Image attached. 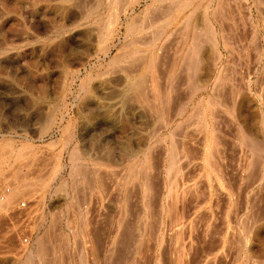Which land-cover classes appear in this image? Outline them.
<instances>
[{"label": "rangeland", "instance_id": "1", "mask_svg": "<svg viewBox=\"0 0 264 264\" xmlns=\"http://www.w3.org/2000/svg\"><path fill=\"white\" fill-rule=\"evenodd\" d=\"M126 1L0 0V264H264V0Z\"/></svg>", "mask_w": 264, "mask_h": 264}, {"label": "bare ground", "instance_id": "2", "mask_svg": "<svg viewBox=\"0 0 264 264\" xmlns=\"http://www.w3.org/2000/svg\"><path fill=\"white\" fill-rule=\"evenodd\" d=\"M112 1L115 2V1H118V0H112ZM121 1H122V0H121ZM127 1H128V4H130V5L139 2V0H127ZM127 1H126V2H127ZM160 1H162V0H156V2H160ZM119 3H120V0H119ZM115 5H117V4H115ZM113 6H114V5H113ZM157 8H158V7H157ZM115 9H116V8H115ZM115 9H114V14L112 13V16L110 15V17H109V19H108L109 22H108L107 20H106V21L109 23L108 25H110V24L112 25V24H113V25H115L116 27H118L119 25L121 26V21H122L121 18H120V16H121V12L119 13V11H117V10L115 11ZM216 11H217V10H216ZM193 16H194V15H193ZM193 16H192V18H193ZM189 17H190V16H189ZM189 17H188V19H189ZM188 19H187V20H188ZM135 20H136V19H135ZM194 20H195V19H194ZM123 21H125V20H123ZM154 21H155V20H154ZM107 22H106V24H107ZM132 23H133V22H132ZM103 24H104V23H103ZM128 24H129V23H128ZM185 24H186V23H185ZM122 25H123V24H122ZM124 25H125V24H124ZM186 25H187V28H188V29H189L190 27H191V29H189L190 31H188V30L186 29V30L188 31V34H185V35H187V36H189V37H191V36L193 37V35H192L193 22H192V20L190 21V19H189V21L187 22ZM186 25H185V26H186ZM104 26H105V25H104ZM136 26H137V25H136ZM194 27H195V26H194ZM102 28H103V27H102ZM105 28H106V27H105ZM185 28H186V27H185ZM194 29L196 30L197 28H194ZM107 30H108V29H107ZM101 31H102V30H101ZM117 31H118V30H117ZM136 31H138V28L135 29V28H133L132 26L127 27V34H130V33H132V32L135 33ZM187 31H186V32H187ZM102 33H103V32H102ZM134 33H133V34H134ZM154 33H155V32H154ZM193 34H194V30H193ZM195 34H196V31H195ZM135 35H136V34H135ZM199 35H200V34H199ZM106 36H107V35H106ZM119 36H120V35H119ZM119 36H118V37H119ZM131 36H133V35H131ZM187 36H186V37H187ZM189 37H188V38H189ZM191 40H192V38H191ZM116 43H117V42H116ZM136 43H137V42H136ZM194 43H195V42L192 43V45H191V47H190V50H189L190 53H191V55H192V56L190 57V58H191L190 60H192V61H195V59H199L198 57L200 56V53H201V48L199 49V47L196 46V45H194ZM195 44H197V43H195ZM124 45H125V43L123 44V46H124ZM131 45H132V44H131ZM156 45H157V44H156ZM129 47H130V45H129V46H126V45H125V48H129ZM187 48H188V47H187ZM188 49H189V48H188ZM156 51H157V50H156ZM158 51H159V50H158ZM134 52H136V51L133 50V52H130L129 55H130V56H131V54L133 55ZM137 52H139V51H137ZM127 53H128V52H127ZM142 53H143V52H142ZM142 53H141V54H142ZM138 54H139V53H138ZM157 54H158V53H157ZM135 55H136V54H135ZM121 56H122V55H121ZM121 56H119V57H121ZM138 56H139V55H138ZM187 56H188V55H187ZM115 57H116V56H115ZM122 58H123V57H122ZM185 59H186V58H185ZM117 60H118V59H117ZM117 60H116V61H117ZM128 61H129V60H128ZM196 61H197V60H196ZM190 62H191V61H190ZM110 63H111V62H110ZM132 63H133V62H132ZM151 63H152L151 66H152V69H153L154 64H155V63H154V59H153V61H151ZM129 64H130V63H129ZM129 67H130V66H129ZM150 71H151V70H150ZM153 71H154V69H153ZM130 72H131V71H130ZM154 72H155V71H154ZM151 74H152V73H151ZM155 74H156V73H155ZM152 75H153V74H152ZM152 75H151V77H152ZM157 75H158V74H157ZM154 76H155V75H154ZM154 76H153V77H154ZM158 77H159V76H158ZM163 78H164V77H163ZM155 80H156V79H155ZM152 81H154L153 78H152ZM160 81H161V80H160ZM152 91H153V90H152ZM154 91H155V90H154ZM156 91H157V90H156ZM161 101H162V100H161ZM219 101H220V100H219ZM164 117H165V116H164ZM164 121H165V120H164ZM214 141H215V140H214ZM251 149H252V148H251ZM252 150H253V149H252ZM22 156H23V155H22ZM104 163H105V162H104ZM175 164H176V163H175ZM93 166H94V165H93ZM178 173H179V172H178ZM2 179H3V178H2ZM6 190H7V189H6ZM4 191H5V190H4ZM15 193H16V191H10V192H9V197H12V195H15ZM17 193H18V192H17ZM15 196H16V195H15ZM4 197H6V196H4ZM9 197L7 198L8 200H9ZM15 198H16V197H15ZM7 199H6V200H7Z\"/></svg>", "mask_w": 264, "mask_h": 264}]
</instances>
